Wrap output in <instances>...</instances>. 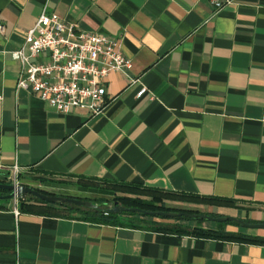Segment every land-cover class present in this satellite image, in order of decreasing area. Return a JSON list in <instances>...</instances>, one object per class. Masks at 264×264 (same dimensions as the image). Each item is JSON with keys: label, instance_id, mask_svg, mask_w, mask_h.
Here are the masks:
<instances>
[{"label": "crops", "instance_id": "crops-1", "mask_svg": "<svg viewBox=\"0 0 264 264\" xmlns=\"http://www.w3.org/2000/svg\"><path fill=\"white\" fill-rule=\"evenodd\" d=\"M46 3L78 31L121 39L132 61L109 76L96 118L17 87L11 54ZM0 95V181L18 165L23 184L52 193L140 184L231 200L264 223V0L218 13L210 0H0ZM19 200L0 208V264H264V243L30 213Z\"/></svg>", "mask_w": 264, "mask_h": 264}, {"label": "built area", "instance_id": "built-area-1", "mask_svg": "<svg viewBox=\"0 0 264 264\" xmlns=\"http://www.w3.org/2000/svg\"><path fill=\"white\" fill-rule=\"evenodd\" d=\"M233 1L210 0L217 13ZM11 56L20 66L18 89L37 95L61 114L87 110L92 118L102 115L110 104L109 76L132 68L121 39L78 31L58 14L48 13V3L27 32L24 44ZM147 92V87L142 86L138 98ZM21 175L22 169L15 165L5 181L21 185ZM17 203L15 199L16 206ZM14 210L19 215L18 208Z\"/></svg>", "mask_w": 264, "mask_h": 264}, {"label": "trees", "instance_id": "trees-1", "mask_svg": "<svg viewBox=\"0 0 264 264\" xmlns=\"http://www.w3.org/2000/svg\"><path fill=\"white\" fill-rule=\"evenodd\" d=\"M2 183H6V181H0ZM102 183L109 184L115 187L116 191H121L124 193H139L150 196V200L142 199L140 197H132L129 195H119L114 196L112 201L110 200H92L87 198H79L82 200L92 201L97 204H107L113 206L116 202H119L125 209L129 211L122 212L120 214H111L105 213L103 211H95L84 209L80 207H76L73 205H55L51 203H47L37 199L36 197L29 195L25 200H19L20 209L25 210L30 213H40V214H49V215H62V216H73L74 214L80 215L84 219H88L94 222H98L101 224L107 225H115V226H129V227H143L147 226L153 229L173 232L177 234H192L204 238H214V239H224L231 241H239V242H248V243H264V239L260 237H254L244 232H230L226 230L229 226H235L238 228H242L234 222H226L225 223H216L213 227H205L204 222L206 220L201 219H193L189 216L182 215L176 218H165L161 216H150L145 215L141 211L147 212H177V213H189V214H201L199 211L191 210V209H178L171 208L167 206L166 202L168 200H186V201H204V202H212L220 205H228L227 203H232L231 200L225 199H202L197 197L196 195H189L184 193H176L171 191H165L161 189H153L149 187H145L142 185H135L130 183H122V182H111V181H103ZM100 184V182L96 181H86L84 179L79 181L80 188H89L96 187L95 185ZM46 194L57 195L52 192H48L42 189H37ZM9 192L0 190V195H7ZM77 198V197H75ZM224 201V202H221ZM11 200H2L0 199V208H7ZM132 209H137L138 211H130ZM211 217H224L220 214L209 213L207 214ZM156 219H160L165 221H173V222H165L158 223L155 221ZM247 223L255 224L259 222H255L252 220H244Z\"/></svg>", "mask_w": 264, "mask_h": 264}, {"label": "water", "instance_id": "water-1", "mask_svg": "<svg viewBox=\"0 0 264 264\" xmlns=\"http://www.w3.org/2000/svg\"><path fill=\"white\" fill-rule=\"evenodd\" d=\"M0 190L9 192L7 195H0V199L2 200H15V199H22L25 200L29 195H32L36 197L37 199H40L41 201L55 204V205H73L76 207L94 210L95 211H103L105 213H111V214H120L122 212L129 211L128 209H125L119 202H116L113 206L107 205V204H97L92 201L88 200H82L79 198H75L72 196H64V195H52V194H46L44 192H41L40 190H37V188L21 184V185H14L8 183H2L0 182ZM130 211H138L137 209H132ZM145 215L150 216H161L165 218H176L182 215L189 216L193 219H201L206 220L210 222H216V223H225L226 222H234L237 225L243 227V228H249V229H264V223H255L250 224L245 222L243 219H239L232 216H224V217H211L209 215L205 214H189V213H177V212H147V211H141Z\"/></svg>", "mask_w": 264, "mask_h": 264}, {"label": "rangeland", "instance_id": "rangeland-1", "mask_svg": "<svg viewBox=\"0 0 264 264\" xmlns=\"http://www.w3.org/2000/svg\"><path fill=\"white\" fill-rule=\"evenodd\" d=\"M96 187H89V188H80V190H72V191H63V192H56V194H64L65 196H73L77 198H87L92 200H110L112 201L114 199V196L119 195H129L132 197H140L142 199L150 200V196H147L145 194H139V193H124L115 190L114 186H111L109 184L100 183L95 185ZM79 187V186H78ZM167 206L171 208H178V209H191L199 211L201 214H209V213H215L220 214L223 216H232L239 219H244L243 215L239 214L236 216V212L232 210H228V206L226 205H220L215 204L212 202H204V201H186V200H168L166 202ZM158 223H165L162 220L157 221ZM204 225L207 227H213L216 225V222H210L205 221ZM243 231H264V229H249V228H241ZM258 233V232H257ZM260 233V232H259Z\"/></svg>", "mask_w": 264, "mask_h": 264}]
</instances>
